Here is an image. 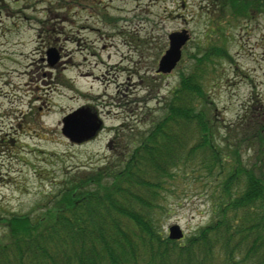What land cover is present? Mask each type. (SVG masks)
<instances>
[{
	"label": "rangeland",
	"instance_id": "374dc122",
	"mask_svg": "<svg viewBox=\"0 0 264 264\" xmlns=\"http://www.w3.org/2000/svg\"><path fill=\"white\" fill-rule=\"evenodd\" d=\"M210 4L0 0V217L38 215V207L67 175L94 171L112 160L110 144L123 128L150 129L161 116L160 102L180 74L194 67L209 40L228 53L205 68L209 99L218 109L219 138L240 143L245 162L264 167V143L250 136L239 142L250 134L248 128L254 127L253 136L264 133V13L252 20H220L221 12ZM184 29L192 39L183 47L181 62L171 73H158L169 34ZM50 48L61 55L54 65L47 61ZM83 106L96 111L103 130L74 143L62 133V120ZM124 134L122 144L128 140ZM206 180L189 173L179 188L174 177L166 193L170 211L162 219L164 237L177 224L185 234L180 243L187 242L211 222ZM3 229L0 224V234Z\"/></svg>",
	"mask_w": 264,
	"mask_h": 264
},
{
	"label": "trees",
	"instance_id": "16d2710c",
	"mask_svg": "<svg viewBox=\"0 0 264 264\" xmlns=\"http://www.w3.org/2000/svg\"><path fill=\"white\" fill-rule=\"evenodd\" d=\"M210 3L220 20L264 13V0ZM209 42L160 102L161 116L150 129L123 128L110 144L112 160L67 175L38 215L0 217V264H264V167L245 162L240 143L219 138L205 68L228 53ZM248 130L239 142L250 136L264 143L263 132L256 137L254 127ZM189 173L207 179L212 219L180 243L164 237L162 219L170 211L166 193L174 177L180 188Z\"/></svg>",
	"mask_w": 264,
	"mask_h": 264
},
{
	"label": "water",
	"instance_id": "95a60500",
	"mask_svg": "<svg viewBox=\"0 0 264 264\" xmlns=\"http://www.w3.org/2000/svg\"><path fill=\"white\" fill-rule=\"evenodd\" d=\"M189 37L187 30L173 32L169 35L170 47L159 62L158 72L169 73L175 68L181 59L182 47ZM47 56L50 65H54L59 59L55 48L49 49ZM63 123V134L76 143L94 137L102 126V121L89 107H82L68 114L64 117ZM169 231L171 239L177 240L183 237V231L177 224L170 226Z\"/></svg>",
	"mask_w": 264,
	"mask_h": 264
},
{
	"label": "flooded vegetation",
	"instance_id": "af4514ba",
	"mask_svg": "<svg viewBox=\"0 0 264 264\" xmlns=\"http://www.w3.org/2000/svg\"><path fill=\"white\" fill-rule=\"evenodd\" d=\"M94 4H96V3H94ZM96 5H98V4H96ZM99 6V5H98ZM184 6V5H183ZM105 8V7H104ZM61 56V55H60Z\"/></svg>",
	"mask_w": 264,
	"mask_h": 264
}]
</instances>
